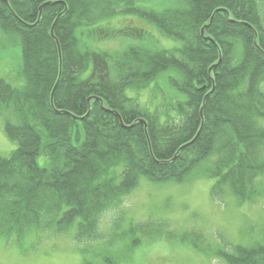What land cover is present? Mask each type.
I'll list each match as a JSON object with an SVG mask.
<instances>
[{
  "label": "trees",
  "instance_id": "trees-1",
  "mask_svg": "<svg viewBox=\"0 0 264 264\" xmlns=\"http://www.w3.org/2000/svg\"><path fill=\"white\" fill-rule=\"evenodd\" d=\"M6 1L0 30L19 40L23 84L0 78L1 122L17 143L0 156L1 237L75 227L77 243L105 245L84 250L110 256V244L129 233L128 252L140 233L171 234L120 231L117 220L112 233L101 230L105 211L141 177L167 184L199 167L215 181L213 196L228 190L245 200L264 162V0H179L156 10L145 0ZM118 15L139 17L180 46L155 51L141 41L117 58L92 50ZM145 90L160 102L141 105ZM257 245L214 255L226 264H264ZM101 254L103 264L114 263Z\"/></svg>",
  "mask_w": 264,
  "mask_h": 264
},
{
  "label": "rangeland",
  "instance_id": "rangeland-1",
  "mask_svg": "<svg viewBox=\"0 0 264 264\" xmlns=\"http://www.w3.org/2000/svg\"><path fill=\"white\" fill-rule=\"evenodd\" d=\"M146 1L155 10L160 3L169 7L179 4V0L176 3H173L175 0ZM104 25L116 32L142 26L145 35L149 36V39H138L120 34L106 41L94 40L90 46L94 51L107 52L116 58L118 53L130 47L129 44L137 46L141 41H146L155 51L180 46L179 42L163 38L155 26L135 16L118 15ZM21 66L18 38L0 30V78L20 87L23 84ZM141 94V105L145 102L149 106L157 105L160 101H157L156 92ZM1 121L0 117V156L7 157L16 148V142L3 132ZM259 123L264 128V121ZM261 165L262 172L251 181L247 197L241 202L228 190L212 195L214 180L207 175V167L195 168L182 180L167 184L139 178L137 187L122 198L113 212L105 211L100 222L101 230L109 228L107 232L112 233V223L119 216L116 224H119L120 231L127 230L128 226H143L142 231L149 229V233H154L160 229L173 233L170 237L175 238L163 239L168 237L162 234L150 239V234L140 233L141 243L127 252L125 245L135 238L127 233L110 244L109 259L114 261L113 264H226L214 252L223 257V252L233 255L236 247L264 246V162ZM72 233H75V227L68 236L50 231H30L21 238L0 236V264H103V257H97L96 250L85 255L77 250Z\"/></svg>",
  "mask_w": 264,
  "mask_h": 264
},
{
  "label": "water",
  "instance_id": "water-1",
  "mask_svg": "<svg viewBox=\"0 0 264 264\" xmlns=\"http://www.w3.org/2000/svg\"><path fill=\"white\" fill-rule=\"evenodd\" d=\"M44 5H46V4H43L42 6H44ZM51 35H52V33H51ZM115 116H117V115H115ZM117 118L119 119V116H117Z\"/></svg>",
  "mask_w": 264,
  "mask_h": 264
}]
</instances>
